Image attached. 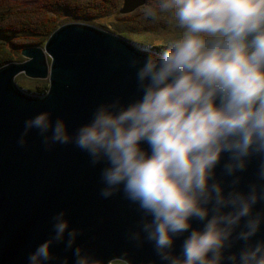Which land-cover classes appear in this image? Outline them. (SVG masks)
Returning a JSON list of instances; mask_svg holds the SVG:
<instances>
[{
    "label": "clouds",
    "instance_id": "1",
    "mask_svg": "<svg viewBox=\"0 0 264 264\" xmlns=\"http://www.w3.org/2000/svg\"><path fill=\"white\" fill-rule=\"evenodd\" d=\"M140 12L169 31L159 44H136L148 53L129 61L138 97L99 104L75 131L39 112L17 144L35 130L46 150L71 144L103 164L100 196L122 192L135 206L126 239L150 243L162 264H264V0H150ZM254 159L255 178L242 188ZM51 231L28 264H69L54 252L61 243L75 264H95L67 209L51 217Z\"/></svg>",
    "mask_w": 264,
    "mask_h": 264
},
{
    "label": "water",
    "instance_id": "2",
    "mask_svg": "<svg viewBox=\"0 0 264 264\" xmlns=\"http://www.w3.org/2000/svg\"><path fill=\"white\" fill-rule=\"evenodd\" d=\"M146 1L123 0L120 13L131 14ZM136 44L114 32L71 22L57 28L44 47L24 49L26 61L0 67V264H28L29 253L52 235L51 217L64 209L72 226L84 230L77 244L92 255L95 264L114 260L162 264L150 243L138 248L126 239L139 219L135 206L122 192L108 199L100 196L103 164L92 166L87 154L71 144L46 150L35 130L28 145L17 144L24 121L39 112L51 110L54 118L65 117L75 131L91 120L99 104L118 97L124 102L137 98L136 69L129 61L148 53L139 51ZM20 74L48 79V91L39 95L21 87L16 82ZM46 94L47 100L41 103L40 97ZM223 162L217 168L220 178ZM257 163L256 159L250 163L242 188L255 178ZM195 226L202 225L196 221ZM186 235L178 238L177 253ZM259 238H264V228ZM53 249L58 258L69 257V264H75L63 243L54 244Z\"/></svg>",
    "mask_w": 264,
    "mask_h": 264
},
{
    "label": "rangeland",
    "instance_id": "3",
    "mask_svg": "<svg viewBox=\"0 0 264 264\" xmlns=\"http://www.w3.org/2000/svg\"><path fill=\"white\" fill-rule=\"evenodd\" d=\"M48 1L49 0H0V49H5L6 52H8V55L12 57V62H24L27 60L22 52L24 49L30 47L28 46L30 40L36 36L30 33H21L16 30V26L22 22L20 21L22 18L20 15L24 13L36 15L38 12L42 13V11L52 17L58 15L62 22L59 27L71 22L84 23V21L79 18L75 19L71 13L72 10L69 5H71L73 0H50L51 4H46ZM78 1L82 4L87 3L88 0H76L73 3H77ZM122 4L123 0H121L120 6L109 16L98 18L90 22L88 21L87 24L108 31L113 29L114 24H117L120 28L123 26L126 30L127 37L136 43L149 42L159 44L163 41L166 33L169 31L166 25L163 23H153L150 20L144 19L141 12H138L141 7L131 14L122 15L120 13ZM53 8L56 12L53 11ZM11 12L15 13L17 16L12 17L13 13ZM45 44L46 43L38 47H44ZM0 58H6V54H3ZM16 82L21 87L32 91L42 86L44 82L49 84L48 79H34L25 74L18 75L16 77ZM111 264L127 263L121 260H114Z\"/></svg>",
    "mask_w": 264,
    "mask_h": 264
},
{
    "label": "trees",
    "instance_id": "4",
    "mask_svg": "<svg viewBox=\"0 0 264 264\" xmlns=\"http://www.w3.org/2000/svg\"><path fill=\"white\" fill-rule=\"evenodd\" d=\"M74 1L76 0H73L71 5H69V7L72 10L71 13L75 19L79 18L83 20L84 23H88V21L90 22L93 20H97L98 18L109 16L121 4V0H88L87 3H82V4L79 1L77 3H73ZM149 2L150 0L146 1V3ZM46 4H51V1L49 0ZM53 11L56 12L54 8ZM138 12H140V10ZM29 14L24 13L23 15H20L22 17L20 21L22 22H20V24L16 26V30L21 33H30L36 35L29 42L28 46L30 47L40 46L46 43V41L51 36V34L62 23L58 15L52 17L47 15L44 11H42V13L38 12L36 15H32V13ZM13 16H17V15L13 13L12 17ZM111 32H114L118 35L128 38L126 30L124 29L123 26L122 28H120L117 24H114ZM154 49L160 51L158 47ZM0 53H1L0 56L6 54V58H0V67L6 65L7 63L12 62L11 59L12 57L8 55V52H6L5 49H0ZM48 89H49V84L47 82L46 83L44 82L43 85L36 88L35 91L32 90H28V91H32L34 94L41 95L46 93Z\"/></svg>",
    "mask_w": 264,
    "mask_h": 264
}]
</instances>
